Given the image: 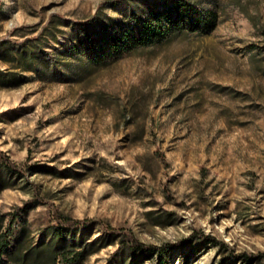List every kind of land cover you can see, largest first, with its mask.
I'll return each mask as SVG.
<instances>
[{
    "label": "rangeland",
    "instance_id": "1",
    "mask_svg": "<svg viewBox=\"0 0 264 264\" xmlns=\"http://www.w3.org/2000/svg\"><path fill=\"white\" fill-rule=\"evenodd\" d=\"M186 1L0 0L4 264H264V0Z\"/></svg>",
    "mask_w": 264,
    "mask_h": 264
},
{
    "label": "trees",
    "instance_id": "2",
    "mask_svg": "<svg viewBox=\"0 0 264 264\" xmlns=\"http://www.w3.org/2000/svg\"><path fill=\"white\" fill-rule=\"evenodd\" d=\"M176 12V13H175ZM196 10L189 2L186 0H174V6L170 8L168 11V20L169 22L177 19V17H183L185 21H191L194 19V21L199 25H207L210 23V20L207 16H203L201 14H195ZM174 14L175 18H174ZM161 30V27H159L158 24H156L153 20L144 19L139 21V26L137 29H132L130 33L126 32L123 33V35L128 36L127 39H122L119 37V35H113L110 37V40L113 43V48L117 50H121L123 48H127L131 46V44L136 43H146L152 40L156 37L158 32ZM138 33V34H137ZM96 42V41H95ZM157 153L160 155L161 159L164 163H166V155L162 151H157ZM8 168L16 172L18 169L16 167V164L12 161H9L7 164ZM15 214H13V217ZM14 219L9 222L7 227L4 231L0 233V264H4L3 262V256L8 251L10 245H11V234L13 233L14 227H13ZM93 220L91 219H76L73 217L68 216H61L59 217V224L54 227L53 234L55 236H63L66 234L65 226H77V225H89L92 224ZM112 233V232H109ZM206 240L216 242L217 244H223L222 241L218 240L213 235H204ZM133 240V246L137 249L145 250L148 252H154L159 255L160 259H164V257L172 251L176 245L172 243H166L163 245H154V244H146L143 243L135 238ZM239 256H241L243 259L248 260L251 258V255L249 253H242Z\"/></svg>",
    "mask_w": 264,
    "mask_h": 264
}]
</instances>
